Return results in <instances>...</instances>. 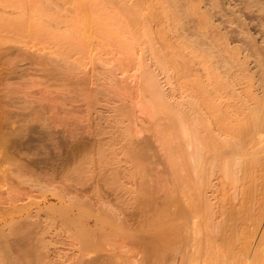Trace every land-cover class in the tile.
<instances>
[{
	"label": "rangeland",
	"instance_id": "374dc122",
	"mask_svg": "<svg viewBox=\"0 0 264 264\" xmlns=\"http://www.w3.org/2000/svg\"><path fill=\"white\" fill-rule=\"evenodd\" d=\"M254 3L252 0H0V121L6 126L0 129V257L5 256L0 258V264H47L49 257L45 259L40 251L43 252L42 245L48 240L54 242V258L58 252L67 251L69 256L62 259V264H75L85 251L81 249L82 239L88 237L78 218L82 212L89 213V217L93 215L84 218L90 219L91 224L95 217L104 218L90 240L94 242V254L104 255L109 264L112 259V264H264V153L258 154L261 159L253 161L255 165L248 158L250 164L247 162L245 168L239 166L235 156H226L229 162H218L208 170L209 175L202 173L203 178L188 192L194 195L196 203L193 213L185 203V190L180 191L179 186L183 187L178 181L180 178H174L175 171L168 157L170 151L164 141V132H168L172 120L170 115L182 113V109L186 111L185 98L191 86L197 83L196 78L203 79L209 62L202 54L213 49L212 43L217 44L216 48L228 47L220 52L214 47L211 51L217 52L211 55L212 60L217 59L219 52V57L227 61L239 56L241 61L247 51V56L252 55L250 60L246 59L254 89L264 81L261 74L264 73V10L261 3ZM92 16L93 22L96 19L94 23ZM18 20L25 23L23 27L10 24ZM27 23L41 28L42 33L30 34ZM238 45L243 56L238 52L233 54L231 48ZM164 54L176 71L163 66L160 57ZM149 71L153 74H148ZM154 82L156 87L161 85L158 87L167 94L169 104L174 105L173 114L153 101L150 89ZM52 140L59 151L56 171L50 167L52 155L47 152L44 156ZM107 140L112 147H108ZM46 141L51 144L47 146ZM103 146L105 150H101ZM19 147L23 150L18 152ZM68 149L76 155L71 156L72 162ZM25 153L32 154L34 160L38 158L32 164L36 167L41 163L37 170L25 167ZM9 154L16 157L10 158ZM52 171L59 178L55 174L53 178L57 180L49 183L54 175ZM109 200L116 208L113 205L110 208ZM176 201L178 208H188L183 207V216L178 217L179 221L184 217L181 219L187 224L184 231L177 218L174 226L180 224L179 229L170 227L172 223L166 229L161 225L162 221L163 225L168 224L167 220L171 222L168 216L172 218L173 210L178 209L174 206ZM119 209L129 213L128 224L126 220V225L113 221ZM66 210L71 212L73 220L67 217ZM32 218L38 223L36 230ZM19 219L26 224L23 222L20 226ZM15 220L18 223H13ZM26 225L38 233L32 234ZM161 226L167 233L160 230ZM171 243L176 250L170 247ZM148 251L150 260L146 256ZM116 254L118 258L123 257L121 262ZM105 261L102 263L107 264Z\"/></svg>",
	"mask_w": 264,
	"mask_h": 264
},
{
	"label": "bare ground",
	"instance_id": "6f19581e",
	"mask_svg": "<svg viewBox=\"0 0 264 264\" xmlns=\"http://www.w3.org/2000/svg\"><path fill=\"white\" fill-rule=\"evenodd\" d=\"M14 1V0H13ZM256 1V3H254ZM255 1H253L252 0V2L254 3V4H256V5H258L259 3H261V9H263L264 10V7L262 6V2L264 3V1H262V0H259L260 2H258V0H255ZM262 1V2H261ZM250 3V2H249ZM251 4V3H250ZM248 5V4H247ZM246 5V7L247 8H251V5H250V7H248ZM253 6V5H252ZM254 7V6H253ZM252 7V8H253ZM257 7H260V5L259 6H257ZM94 8V7H93ZM242 10V9H241ZM263 10H261V11H263ZM251 11H253L252 9H251ZM260 11V10H259ZM136 12H138L137 10H136ZM264 12V11H263ZM96 13V12H95ZM108 14H109V12H107ZM244 13H245V11H244ZM248 15V14H247ZM262 15V14H261ZM95 16H96V14H95ZM91 17V16H90ZM104 17V16H103ZM95 17H93L92 16V18H91V20L92 19H94ZM102 19V18H101ZM253 19V18H252ZM106 20V19H105ZM85 21H88V20H85ZM96 21V19L94 20V22ZM89 22V21H88ZM92 22H93V20H92ZM93 22V23H94ZM241 22V21H240ZM13 27H15V28H20V27H23V25L25 24L23 21H19L18 20V22L17 21H15V22H13V23H10ZM28 25H30L29 23H27ZM32 24V26L30 25L29 26V28H30V34H41L42 32H40V31H42L41 30V28H36V26H33V23H31ZM85 24H87V22L85 23ZM98 24V23H97ZM103 24V23H102ZM101 24V25H102ZM105 24H107V25H109L108 23H105ZM244 24V23H243ZM247 24H248V22H247ZM261 24V23H260ZM92 25V24H91ZM244 25H246V24H244ZM94 26H96V25H93V27ZM103 26V25H102ZM99 27V26H98ZM112 27V26H111ZM110 26H109V28H111ZM113 27L115 28V26L113 25ZM112 27V28H113ZM111 28V29H112ZM100 29V28H99ZM111 29L109 30V32H111ZM115 29H118L117 27L115 28ZM245 30V29H244ZM90 31V30H89ZM88 31V32H89ZM102 31V30H101ZM114 31V30H113ZM103 32V31H102ZM101 32V33H102ZM116 32H119L118 30L116 31ZM263 32V31H262ZM91 33V32H90ZM95 33L96 34H98V35H100L99 34V31H98V33L95 31ZM107 33V32H106ZM112 34H113V32H111L110 33V37L112 36ZM116 34V33H115ZM118 34V33H117ZM91 36H93V34L91 35ZM109 36V34H107V37ZM120 36H121V34H120ZM119 37V36H118ZM124 37V36H123ZM95 38V37H94ZM104 38V37H103ZM121 38H122V36H121ZM119 39H120V37H119ZM124 39V38H123ZM122 42V41H121ZM216 42V41H215ZM249 42V41H248ZM247 42V43H248ZM264 42V41H263ZM126 43V42H125ZM128 43V42H127ZM220 43V42H219ZM253 43V42H252ZM215 44V43H214ZM210 45V44H209ZM213 43L211 44V47H213V49H215L216 48V46H217V44H215V45H213ZM223 45V44H222ZM247 45V44H246ZM250 45V44H249ZM256 45H258V44H256ZM228 46V45H227ZM240 45H238L237 46V48L234 46V48H236V49H234V48H231L232 50H233V54L234 53H236V55H237V52H238V54L239 55H242V54H240L241 53V51H240V49H238V47H239ZM215 47V48H214ZM224 47V48H223ZM218 46L217 48H219V52H220V50L222 51V48L223 49H228V47H226V46ZM252 47V46H251ZM208 48V47H207ZM209 48H210V46H209ZM216 48V49H217ZM243 48V47H242ZM241 48V49H242ZM246 48V47H245ZM249 48V47H248ZM154 49H156L157 50V47H155ZM212 48H211V50H213ZM244 49V48H243ZM206 50V49H205ZM210 49H208V50H206V52L204 51L203 52V54H202V56L204 55V59L206 60V62H209L208 63V65L204 68L205 69V73H204V75H202L203 76V79H199V80H197V78H196V81H197V83H193L195 86L194 87H192L191 86V88H193L192 90H191V88H190V94H189V96L187 97V98H185L186 100H185V104L187 105V109H186V111H184L182 108H178L179 110H181L182 109V113L181 114H179V112H178V114H176L177 112H174L173 110H175V108H174V105L173 106H171L170 104H169V102H168V99L169 98H167V94L165 95V93H163L162 91L163 90H161V87H158V85L159 86H161L160 84H158L157 85V87H156V85H155V83H157V82H154V85H153V83H152V85H151V89H150V93H151V96H152V99H153V101H156V104H158V106H162V107H164L165 109H166V112L168 111V113H170L171 114V112H172V114H173V112H174V116H175V118H174V116H172V115H170V114H168V117H169V115L172 117H170V119H172L171 120V122H169L170 124L168 125V132L166 131V132H164L165 133V144H166V146L169 148V151H170V156H168V157H170L169 159H170V162H171V165H173V168H174V178H177V180H178V178H180V180H178V181H180L181 183H182V185H183V187L182 186H179L180 187V191H181V189H184L185 191H184V197H186V198H184L185 199V203H186V205H188L189 207H191V211L194 213V211L195 210H193V206L194 205H196V203L194 204V202H193V198H194V195L193 194H189L188 192L191 190V189H193L194 188V183H196V182H198L199 181V179L201 178H203V176L204 175H202V173H204V172H208V170H210L211 168H213V167H216V165H217V163L218 162H220V161H224L225 159H227V158H225L226 156H235L234 158L235 159H237L238 158V160H235V159H233V160H235V161H239V162H237V163H240V165L239 166H243L244 167V165H247L250 161V159L252 160L251 161V163H255V162H253V161H260V155H261V153H264V81L263 82H261L260 84L258 83V85L257 86H259V87H257V89L255 88L254 89V82H253V84H252V77L250 76V72L249 73H247V69H249V62H248V60L246 59V58H248L249 59V57L250 56H252L251 54L249 55V56H247V51L245 52V54H246V56H245V58H243L244 60H241V61H239L240 60V58H242L241 56H239V57H237V59H230V60H228L227 61V59H223V58H220L219 56V52H218V55H217V59L215 58V60L213 59H210L212 56L211 55H213L214 56V53L213 52H215V51H211ZM218 50V49H217ZM217 50H216V52H217ZM225 50H223V52L225 51ZM245 50V49H244ZM157 52H159L160 53V51H159V49L157 50ZM215 52V53H216ZM228 53H230L229 51H227ZM232 52V51H231ZM254 52V51H253ZM256 52V51H255ZM254 52V53H255ZM220 54H222V53H220ZM231 54V53H230ZM260 54V53H259ZM157 55V54H156ZM159 55V54H158ZM165 55V54H164ZM226 55H228L227 53H226ZM160 56H163V54H162V52H161V55ZM159 56V57H160ZM235 56V55H234ZM243 56V55H242ZM159 57H158V59L157 60H159V61H161L162 60V62H163V66L167 69V70H173V71H176L175 70V66L173 67V65H170L169 64V60L168 59H166V55L162 58V57H160L161 58V60L159 59ZM219 57V58H218ZM223 57V56H222ZM228 57V56H227ZM226 57V58H227ZM225 58V57H224ZM252 58V57H251ZM164 59V60H163ZM259 59V58H258ZM262 59V58H261ZM250 60V59H249ZM263 60H264V57H263ZM263 60H260V61H262L263 62ZM213 61V62H212ZM239 61V62H238ZM246 61H247V63H246ZM255 61H258V60H255ZM259 61V63H261ZM210 62H211V64H210ZM255 63V62H254ZM210 64V65H209ZM248 64V65H247ZM263 64V63H262ZM259 65V64H258ZM248 66V67H247ZM254 66V65H253ZM262 68V67H261ZM165 69V70H166ZM255 69V68H254ZM171 70V71H172ZM252 72H254V71H252ZM263 72V71H262ZM170 73V72H169ZM177 73H178V71H177ZM259 73V72H258ZM148 74H150V75H152L151 73H150V71L148 72ZM172 74V73H171ZM263 76H264V73H261ZM150 75H149V77H150ZM178 75H179V73H178ZM253 75V74H252ZM169 76V75H168ZM181 77H182V75H181ZM152 78H153V76H152ZM169 78L171 79V77L169 76ZM195 80V79H194ZM193 79H192V81L191 82H193L194 81ZM255 80H257V79H255ZM264 80V79H263ZM259 81V80H258ZM262 81V80H261ZM195 82V81H194ZM159 83V82H158ZM150 85V84H149ZM256 87V86H255ZM166 96V97H165ZM179 105V104H178ZM182 105V104H181ZM180 105V106H181ZM179 107V106H178ZM28 108V107H27ZM177 108V107H176ZM178 109H177V111H178ZM26 111V110H25ZM27 112V111H26ZM32 112V111H31ZM34 112V111H33ZM32 112V113H33ZM18 113V112H17ZM25 113V112H24ZM29 113V112H28ZM27 113V114H28ZM35 113V112H34ZM14 114H15V112H14ZM177 116H176V115ZM25 117V116H24ZM34 117V116H33ZM15 119H18V118H15ZM28 119V118H27ZM19 120V119H18ZM31 120H34V119H31ZM40 120V119H39ZM10 121V120H9ZM19 122H21V121H19ZM40 123H41V121H39ZM0 129H2L3 127H6L5 126V123H2V121H0ZM17 126V125H16ZM12 127V126H11ZM50 127V126H49ZM52 127V126H51ZM57 127V126H56ZM54 128V127H53ZM16 129V128H15ZM38 129V128H37ZM171 129V130H170ZM11 131H12V129H10ZM14 130V129H13ZM17 131H18V129H16ZM24 130V129H23ZM29 130V129H28ZM19 131H21V129L19 130ZM18 131V132H19ZM25 131V130H24ZM30 131V130H29ZM32 131H33V129H32ZM32 131H31V133H32ZM10 132V131H9ZM38 132V131H37ZM36 132V133H37ZM74 132V131H73ZM0 133H2V132H0ZM22 133V132H21ZM52 133V132H51ZM75 133V132H74ZM3 134H5V132H3ZM15 134V133H14ZM28 134H29V132H28ZM56 134V133H55ZM46 135V134H45ZM167 135V136H166ZM4 136V135H3ZM29 136V135H28ZM36 136V135H35ZM54 136H56V135H54ZM70 136V135H69ZM25 137H27V136H25ZM30 138H32L31 136H29ZM52 137V136H51ZM67 137V136H66ZM86 137H87V135H86ZM3 138V137H2ZM14 138V137H13ZM4 139V138H3ZM7 139H8V137H7ZM10 139V138H9ZM8 139V140H9ZM15 139V138H14ZM61 139V138H60ZM91 139V138H90ZM47 140V139H46ZM3 141H5V140H3ZM32 141V140H31ZM51 141V140H50ZM66 141V140H65ZM70 141V140H69ZM99 141V140H98ZM11 142V141H10ZM21 142V141H20ZM40 142V141H39ZM47 142V141H46ZM52 144L49 142H47V146H48V144H51V145H49L50 147L48 148L49 149V151H46V150H48V149H46V150H44V151H46V153H45V155L44 156H46V154H47V152H49L51 155H52V161H50V162H52V166H50V167H52L53 169H54V171H56V167H57V155H58V153H59V151H58V147H57V143H55V141L54 140H52ZM88 142V141H87ZM109 142H110V140H109ZM5 143V142H4ZM3 143V144H4ZM34 143H35V140H34ZM82 143V142H81ZM107 143H108V140H107ZM69 144V143H68ZM89 144V143H88ZM109 144V143H108ZM43 145V144H42ZM66 145H67V142H66ZM110 145L111 144H109L108 145V147H110ZM128 145V144H127ZM7 147H9L8 146V144L6 145ZM68 146H70V145H68ZM114 146V145H113ZM179 146V147H178ZM13 147H14V145H13ZM16 147V146H15ZM14 147V148H15ZM39 147V146H38ZM45 147H46V143H45ZM108 147L106 148V149H108ZM111 147H112V145H111ZM166 147V148H167ZM181 147V150L179 149ZM42 148V147H41ZM79 148V147H78ZM100 148V147H99ZM115 148V147H114ZM6 149V148H5ZM8 149V148H7ZM19 149L20 150H23L21 147H19V148H17V150H18V152H19ZM39 149V148H38ZM66 149H67V146H66ZM81 149V148H80ZM105 150V146H103V147H101V150ZM117 149V148H116ZM120 149V148H119ZM17 150H16V152H17ZM78 150V149H77ZM87 150V149H86ZM111 150V149H110ZM89 151H90V149H89ZM168 151V150H167ZM15 152V151H14ZM23 152H25V151H23ZM39 152H41V149H40V151ZM65 152V151H64ZM68 152H69V149H68ZM74 152V150L72 151V150H70V152H69V154L67 153V155H69V159H72V160H69L70 162H72L73 161V154H74V156H76L75 155V152ZM81 152V151H80ZM84 152H86V151H84ZM92 152H93V150H92ZM95 152V151H94ZM101 152V151H100ZM117 152V151H116ZM8 153H10V152H8ZM20 153H22V151L20 152ZM36 153V152H35ZM34 153V154H35ZM89 154H90V152H88ZM110 153V152H109ZM119 153H120V151H119ZM169 153V152H168ZM18 154V153H17ZM77 154V153H76ZM84 154V153H83ZM115 154V153H114ZM118 154V153H117ZM258 154H260L259 156H258ZM14 155V154H13ZM16 155V154H15ZM19 155V154H18ZM30 154H26L25 153V158L24 159H26L25 161H26V165L25 164H23V165H25V167L28 169L29 168V166L30 167H32V164H33V162L34 161H36V160H38V158L36 159V160H34L33 159V156H29ZM87 155V154H86ZM110 155H112V153L110 154ZM120 155H122V153L120 154ZM264 155V154H263ZM262 155V156H263ZM9 156H10V158H12L11 157V154H9ZM21 156H22V154H21ZM24 156H22V157H24ZM36 156V155H35ZM43 156V157H44ZM72 156V157H71ZM84 156H85V154H84ZM113 156V155H112ZM14 157H16V156H14ZM13 157V158H14ZM20 157V156H19ZM18 157V158H19ZM67 157V156H66ZM86 157H88V159H89V156H86ZM120 157V156H119ZM264 157V156H263ZM230 158V157H229ZM248 158H249V160H248ZM7 160H8V158H6ZM66 159H68V158H66ZM87 159V158H86ZM86 159H85V161H86ZM91 159V158H90ZM116 159H118L117 157H116ZM126 159V158H125ZM231 159L232 158H230V162H231ZM20 160V159H19ZM61 160H63V159H61ZM113 160H115L114 158H113ZM64 161V160H63ZM104 161V163H106L105 162V160H103ZM102 161V162H103ZM108 161H110V160H108ZM121 161V160H120ZM229 162L228 160H225V162ZM234 161V162H235ZM59 162H60V160H59ZM58 162V163H59ZM67 163H69L68 162V160L66 161ZM65 162V163H66ZM224 162V163H225ZM248 162V163H247ZM64 163V162H63ZM89 163V162H88ZM232 163V162H231ZM259 163V162H258ZM45 164V163H44ZM47 164V163H46ZM73 164H75V162L73 163ZM220 164V163H219ZM222 164V163H221ZM226 164V163H225ZM224 164V165H225ZM250 164V163H249ZM257 164V163H256ZM260 164V163H259ZM23 165H22V167H23ZM39 165H41V163H39ZM39 165H37V166H39ZM255 165V164H254ZM37 166L35 167V165H34V167H32L33 169H31V168H29L28 170H34L35 168H36V170H37ZM60 166V165H59ZM105 166V165H104ZM219 166H221V165H219ZM223 166V165H222ZM21 167V166H20ZM47 167V166H46ZM49 167V168H50ZM102 167V166H101ZM231 167V166H230ZM66 168V167H65ZM83 168H84V165H83ZM225 168V167H224ZM245 168V167H244ZM247 168V167H246ZM129 169V168H128ZM221 169H223V168H221ZM252 169H253V167H252ZM22 170V169H21ZM43 170V169H42ZM50 170V169H49ZM84 170V169H83ZM220 170V169H219ZM23 171H24V169H23ZM27 171V170H26ZM44 171V170H43ZM85 171L87 172V170L85 169ZM173 171V170H172ZM35 172V171H34ZM42 172V171H41ZM53 172V171H52ZM58 172V171H57ZM63 172H65V171H63ZM62 172V173H63ZM81 172V171H80ZM90 172V171H89ZM117 172V171H116ZM211 172H212V170H211ZM38 173V172H37ZM40 173V172H39ZM44 173H45V171H44ZM47 173V172H46ZM60 173H61V171H60ZM66 173H67V171H66ZM93 173H95V172H93ZM98 173V172H97ZM51 174V173H50ZM53 176L51 177V182L49 181V183H53L54 182V180L56 181L57 180V178H53V177H56L57 176V173L56 172H53ZM55 174H56V176H55ZM119 174V173H118ZM132 174V173H131ZM209 174H211L210 172H208V175ZM31 175V174H30ZM35 175H36V173H35ZM45 175V174H44ZM47 175V174H46ZM48 175H49V173H48ZM67 175H68V173H67ZM76 175V174H75ZM87 176H88V174H86ZM117 175V174H116ZM146 175V174H145ZM212 175H213V173H212ZM34 176V175H33ZM40 176H41V174H40ZM86 176V177H87ZM96 176V175H95ZM95 176H94V181H95ZM207 176V175H206ZM58 177V176H57ZM62 177H64V176H62ZM75 177V176H74ZM119 177V176H118ZM209 177V176H208ZM225 177V176H224ZM53 178V179H52ZM59 178V177H58ZM77 178V177H76ZM242 178V177H241ZM62 179V178H61ZM86 180H88V178H85ZM98 179V178H97ZM101 179V181H102V178H100ZM103 179H104V181L106 180L105 179V177H103ZM39 180V179H38ZM85 180V181H86ZM211 180V179H210ZM241 180V179H240ZM80 182H82V181H84V180H79ZM89 181V180H88ZM92 181V180H91ZM93 181V182H94ZM103 181V182H104ZM203 181V180H202ZM244 181L245 180H243V183H244ZM66 182H68V181H66ZM87 182V181H86ZM93 182H92V184H93ZM108 182V181H107ZM180 182H179V184H180ZM200 182V181H199ZM47 183V182H46ZM84 183V182H83ZM89 183V182H88ZM97 182L95 181V184H96ZM55 184V183H54ZM53 184V185H54ZM79 184V183H78ZM199 184V183H198ZM74 185H76V184H74ZM82 185V184H81ZM140 185V184H139ZM181 185V184H180ZM200 185V184H199ZM55 186V185H54ZM84 186V185H83ZM94 186V185H93ZM138 186V185H137ZM202 186H203V184H202ZM100 187H101V185H100ZM133 187V186H132ZM80 188V187H79ZM103 188V187H102ZM135 188V187H134ZM137 188V187H136ZM54 189H55V187H54ZM67 189V188H66ZM74 189V188H73ZM82 189H84V188H82ZM119 190V189H118ZM199 190H200V188H199ZM78 191V190H77ZM82 191V190H81ZM134 191V190H133ZM175 193V192H174ZM54 194V193H53ZM102 194V193H101ZM100 194V195H101ZM118 194V193H117ZM181 194H183V190H182V193ZM97 195V194H96ZM105 195V194H104ZM123 195V194H122ZM178 195V194H177ZM206 195V194H205ZM79 196V195H78ZM99 196V195H98ZM101 196H103V195H101ZM128 196V195H127ZM133 196V195H132ZM85 197V196H84ZM123 197H124V195H123ZM156 197V196H155ZM183 197V196H182ZM75 198V197H74ZM206 198V197H205ZM208 198H209V196H208ZM60 199V198H59ZM84 199V198H83ZM82 199V200H83ZM92 199V198H91ZM96 199H98L97 197H96ZM95 199V200H96ZM101 199V198H100ZM127 199V198H126ZM134 199V198H133ZM147 199V198H146ZM151 199H152V197H151ZM87 200V199H86ZM166 200V199H165ZM183 200V199H182ZM209 200V199H208ZM208 200H206L207 202H208ZM89 201H90V199H89ZM92 201V200H91ZM102 201V200H101ZM100 201V202H101ZM108 200H106V202H107ZM110 201V200H109ZM132 201V200H131ZM167 201V200H166ZM93 202V201H92ZM171 202H173V201H171ZM175 202V201H174ZM177 202V201H176ZM90 203V202H89ZM111 205H110V208H112L111 206L113 205V203H111V201L109 202ZM132 203V202H131ZM155 203V202H154ZM153 203V204H154ZM77 204V203H76ZM98 203H96V205H97ZM107 204V203H106ZM134 204V203H133ZM156 204V203H155ZM171 204H174V203H171ZM170 204V205H171ZM179 204H180V202H179ZM181 204H183L182 202H181ZM84 205V204H83ZM93 205V204H92ZM95 205V206H96ZM99 205V204H98ZM168 205V204H167ZM183 205H185V204H183ZM212 205V204H211ZM51 206V205H50ZM55 206V205H54ZM108 206H109V204H108ZM171 206H173V205H171ZM175 207H177L178 208V202H177V204L176 205H174ZM187 206V207H188ZM62 207V206H61ZM70 207V206H69ZM84 207V206H83ZM107 207V206H106ZM113 207H115L114 205H113ZM122 207V206H121ZM121 207H120V209H121ZM148 207V206H147ZM183 207L184 206H182L181 208H178L177 210H176V208L174 209L173 207H171L172 209H174L173 210V216H172V218H170V215L168 216V219H171V222L169 221V220H167L168 222V224H166L165 223V220H164V223L166 224V225H163V221H162V224L159 222V226H160V224L164 227L165 226V229H166V226H168L169 225V223L171 224L172 223V226L170 225V227H173L174 226V224L175 223H177V221H175L176 220V218H177V220H178V223H180L181 222V224L183 225V231H184V228H186L187 229V224H186V222H184L183 220V223H182V221H181V219H183L184 217H182V218H180V221H179V218L178 217H181L180 215H182L183 214ZM197 207H198V205H197ZM201 207V206H200ZM51 208V207H50ZM80 208V210H81V208L82 207H79ZM100 208V207H99ZM108 208V207H107ZM116 208V207H115ZM140 208H141V206H140ZM47 209V208H46ZM52 209V208H51ZM72 209V208H71ZM106 209V208H105ZM119 209V210H120ZM184 209L186 210V209H188V208H186V207H184ZM194 209H195V206H194ZM99 209H97V211H98ZM112 210V209H111ZM142 210H143V206H142ZM159 210V209H158ZM168 210V209H167ZM176 210V211H175ZM200 210H201V208H200ZM40 211V210H39ZM69 211H70V208H69ZM110 211V210H109ZM145 211V210H144ZM169 211V210H168ZM198 211H199V208H198ZM62 212H63V210H62ZM73 212V211H72ZM79 212V211H78ZM95 212V211H94ZM104 212V211H103ZM110 212H113V210L112 211H110ZM126 212H127V210H126ZM125 212V210H120L119 212H116L115 211V216H114V213H113V216H114V222H115V220L118 222V223H120V222H123V224L122 225H126V224H124V222H125V220H126V223H127V217H129L127 214H129V213H126ZM143 212V211H142ZM141 211H140V214L142 213ZM147 212V211H146ZM161 212H162V210H161ZM60 213V212H59ZM65 213L67 214V217L68 218H71L72 219V217H70V213L68 212V210H66L65 211ZM73 213H75V212H73ZM99 213V212H98ZM167 213V212H166ZM165 213V214H166ZM188 213H190V211L188 212ZM31 214V213H30ZM80 214V215H79ZM78 215V218L80 217V220H81V223H82V231L83 232H85L87 235H88V237L87 238H85V239H82L83 240V242H82V246H81V249L83 248L85 251L83 252V253H81V256H79V258L76 260V263L77 264H104V263H102V262H104L105 260V257H104V255H100L99 253H96V254H94V250L92 249V246H93V241H91L90 240V237L92 236L93 237V233H94V231L96 230V227H100V223H101V221H102V219H104V218H101L99 215H100V213H99V217L97 218V217H95L96 218V220L94 221V224H91L92 223V221L90 220V219H84L86 216L87 217H89V213H79ZM94 214H96V213H94ZM112 214V213H111ZM143 214V213H142ZM64 215V214H63ZM161 215V214H160ZM189 215V214H188ZM54 216V215H53ZM74 216H75V214H74ZM91 216H93V215H91ZM91 216L89 217V218H91ZM183 216V215H182ZM184 216H187V214L185 215L184 214ZM29 217V216H28ZM28 217H27V219H28ZM67 217H66V219H67ZM86 217V218H87ZM22 218V217H21ZM26 218V217H25ZM156 218V217H155ZM162 218V217H161ZM29 219H31V217L29 218ZM33 219V218H32ZM75 219H76V217H75ZM153 219V218H152ZM160 219V218H159ZM54 220V219H53ZM73 220V219H72ZM79 220V221H80ZM94 220V219H93ZM106 220V219H105ZM108 220V219H107ZM129 220V219H128ZM142 220H144L145 221V219L143 218ZM154 220V219H153ZM152 220V221H153ZM14 221V220H13ZM16 221V220H15ZM18 221V220H17ZM13 222V223H18V222ZM19 223H20V226H22L23 224V220H20L19 219ZM33 221H34V219H33ZM32 221V223H30L29 225H31L32 224V226L34 225V222ZM40 221H41V219H40ZM49 221H51L50 219H49ZM77 221V220H76ZM85 221V222H84ZM108 221H110V220H108ZM107 221V222H108ZM135 221V220H134ZM143 221V222H144ZM151 221V220H150ZM155 221H156V219H155ZM193 221V220H192ZM57 222V221H56ZM103 222V221H102ZM137 222V221H136ZM142 222V224L140 223V225H142L143 226V223ZM154 222V221H153ZM25 223V222H24ZM50 224H51V222H49ZM49 223H46L47 225L49 224ZM116 223V222H115ZM129 223V222H128ZM127 223V224H128ZM186 225H185V224ZM194 223V222H193ZM26 224V223H25ZM28 224V223H27ZM36 224L38 225V223L37 222H35V225H34V228H35V230H36ZM137 224V223H136ZM150 225H151V223H149ZM40 225V224H39ZM101 225H102V223H101ZM179 225L180 224H178V226H176L178 229H179ZM184 225H185V227H184ZM27 226V225H26ZM41 226V225H40ZM39 226V227H40ZM49 226V225H48ZM51 226V225H50ZM111 226V225H110ZM162 226H161V229L160 230H162ZM174 226V227H175ZM190 226V225H189ZM28 227V230H32V234L34 233L35 234V232H34V228L33 227H29V226H27ZM150 227V226H149ZM153 227V226H152ZM31 228V229H30ZM33 228V229H32ZM37 228H38V226H37ZM69 228V227H68ZM18 229H20V227L18 228ZM23 229V228H22ZM40 229L42 230V226L40 227ZM45 229V231H46V233H48L49 231H48V229L46 230V228H44ZM105 229V228H104ZM123 229V228H122ZM167 229H169V228H167ZM186 229H185V231H186ZM16 230H17V228H16ZM40 230V231H41ZM103 230V229H102ZM154 230V229H153ZM192 230H193V228H192ZM22 231V230H21ZM37 231H39V228L37 229ZM48 231V232H47ZM73 231V230H72ZM99 231V230H98ZM162 231H164V228H163V230ZM17 231H14V233H16ZM44 232V231H43ZM124 232V231H123ZM151 232H152V229H151ZM164 232H166V231H164ZM169 232H171V231H169ZM181 232H182V230H181ZM28 233V232H27ZM31 233H29V234H31ZM36 233H38V232H36ZM149 233V232H148ZM155 233V232H154ZM167 233V232H166ZM175 233V232H174ZM174 233H172L171 232V234H173V235H175ZM185 233V232H184ZM184 233H182V235L184 234ZM13 234V233H12ZM22 234V233H21ZM28 234V235H29ZM118 234V233H117ZM251 234V233H250ZM24 235V234H23ZM25 235H26V233H25ZM51 235V234H50ZM152 235V234H151ZM153 235H155V234H153ZM168 235V234H167ZM178 235V234H177ZM249 235V234H248ZM16 236V235H15ZM35 236V235H34ZM39 236H40V234H39ZM44 236H45V234H44ZM44 236H42V237H44ZM253 236V235H252ZM41 237V238H42ZM127 237V236H126ZM140 237V236H139ZM155 237V236H154ZM175 238L177 237V236H174ZM189 237V236H188ZM26 238H28V239H30L29 237H27V235H26ZM124 238V237H123ZM137 238V237H136ZM136 238L134 237V240L136 241ZM15 239V238H14ZM16 239H17V237H16ZM22 239V238H21ZM39 240H40V237L38 238ZM38 239H36V240H38ZM93 239V238H92ZM121 239H122V237H121ZM160 239H162V238H160ZM172 239V238H171ZM178 239H183V236H182V238H179V236H178ZM247 239H249V240H251V237H249L248 236V238ZM24 240H25V238H24ZM31 240H33V237H32V239ZM95 240V239H94ZM133 240V239H132ZM173 240V239H172ZM184 240V239H183ZM253 240V239H252ZM20 241H22V240H20ZM19 241V242H20ZM49 242H46V243H44L42 246H43V249L45 250V252H44V250H43V252H41L40 251V254H42L43 255V257H45V259L46 258H48L49 257V261H47V264H62V261H64V260H62L63 258H67L69 255H68V253H67V251H66V253H57V255H56V258H54L53 256H52V254H53V252H54V249H52V245H53V243L51 242V240H48ZM81 241V240H80ZM155 241H157V239L155 240ZM160 241V240H159ZM162 241V240H161ZM160 241V242H161ZM167 241H169V238H168V240ZM177 241V240H176ZM164 242H166V241H164ZM170 242H171V240H170ZM174 242V241H173ZM4 243V242H3ZM11 243L13 244V242L11 241ZM127 243V242H126ZM136 244H137V242H135ZM153 243H155L156 244V242H153ZM163 243V242H162ZM176 243V242H175ZM180 243V242H179ZM197 243V242H196ZM246 243V242H245ZM248 243V242H247ZM246 243V244H247ZM8 244V243H7ZM80 244V243H79ZM139 244V243H138ZM137 244V245H138ZM158 244H160L159 242H158ZM168 244V243H167ZM177 244H178V241H177ZM249 244V243H248ZM247 244V246H249ZM31 245V244H30ZM152 245V244H151ZM181 246H182V244H180ZM17 246V245H16ZM155 245H153V247H154ZM171 246H173V244L171 243V245H170V247ZM246 246V245H245ZM10 247V246H9ZM8 247V248H9ZM56 247V246H55ZM79 247V246H78ZM148 247H149V245H148ZM148 247H146L147 249H148ZM167 247H168V245H167ZM179 247V246H178ZM198 247V246H197ZM12 248V247H11ZM24 248V247H23ZM158 248V246L156 247V249ZM160 248H161V246H160ZM172 248H174L175 249V244H174V246L172 247ZM249 248H251L250 246H249ZM40 249H41V247H40ZM39 249V250H40ZM167 248H165V250H166ZM4 250V249H3ZM11 250V249H10ZM146 250V249H145ZM150 250H152L151 248H150ZM154 250V249H153ZM171 250V249H170ZM176 250V249H175ZM175 250H173V251H175ZM248 250H251V249H248ZM16 251V250H15ZM96 251V250H95ZM169 251V250H168ZM167 251V252H168ZM178 251V250H177ZM184 251V249L182 248V252ZM195 251V250H194ZM5 252H7V251H5ZM11 252V251H10ZM24 252V251H23ZM22 252V253H23ZM151 252H153V251H151ZM154 252H157L158 253V251H154ZM154 252H153V254H154ZM163 252H165V251H163ZM181 252V251H180ZM247 252V251H246ZM13 253L14 252H12V255H13ZM18 253V252H17ZM45 254V256H44V254ZM149 251H148V255H146L147 256V259H148V257H149ZM162 253V252H161ZM171 253H172V251H171ZM77 254V253H76ZM164 254V253H163ZM259 254V253H258ZM5 255H6V253H5ZM19 255V254H18ZM17 255V256H18ZM27 254H25V256H26ZM111 255H113V254H111ZM158 255V257H159V254H157ZM161 255V254H160ZM186 255V254H185ZM10 256V255H9ZM22 256V255H21ZM28 256V255H27ZM30 256H31V254H30ZM75 256V255H74ZM116 256H117V254H116ZM247 256V255H246ZM5 258V256H2V257H0V258ZM75 257H78V256H75ZM107 257V256H106ZM109 258L110 257H112V256H108ZM114 257V256H113ZM162 257V256H161ZM181 257H184V255H182L181 254ZM189 257H190V255H189ZM249 257V256H248ZM257 257V256H256ZM3 258V259H4ZM9 258V257H8ZM17 258V257H16ZM104 258V259H103ZM119 258H120V256H119ZM119 258H118V256H117V259L119 260ZM121 258H123V257H121ZM120 258V262H121V259ZM155 258H156V256H155ZM187 257H185V260H188V259H186ZM192 258V257H191ZM17 259H19V261L21 262V260H20V257H18ZM108 259V258H107ZM150 259H152V258H149L148 260H150ZM160 259V258H159ZM158 259V260H159ZM249 258H247V260H248ZM10 260L12 261V259L10 258ZM40 260V259H39ZM156 260V259H155ZM182 260H183V258H182ZM19 261H18V263H19ZM107 261V260H106ZM105 261V262H106ZM144 261V260H143ZM152 261H154V260H152ZM258 262H259V260H257ZM10 262V261H9ZM42 262V261H41ZM49 262V263H48ZM145 262V261H144ZM150 262V261H149ZM164 262V261H163ZM8 263V262H7ZM13 263V262H12ZM65 263V262H64ZM68 263V262H67ZM73 263V262H72ZM75 263V264H76ZM107 264H109L108 263V261L106 262ZM113 263V259H112V262H111V264ZM153 263H155V262H153ZM166 263V262H165ZM170 263V262H169ZM248 263V262H247ZM246 263V264H247ZM256 263V262H255ZM17 264V263H16ZM186 264H188V263H186ZM251 264V263H250ZM257 264V263H256Z\"/></svg>",
	"mask_w": 264,
	"mask_h": 264
}]
</instances>
